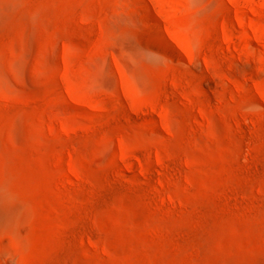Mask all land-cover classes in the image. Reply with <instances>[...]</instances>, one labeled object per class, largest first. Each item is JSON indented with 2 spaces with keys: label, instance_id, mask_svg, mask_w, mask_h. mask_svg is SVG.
Here are the masks:
<instances>
[{
  "label": "rangeland",
  "instance_id": "1",
  "mask_svg": "<svg viewBox=\"0 0 264 264\" xmlns=\"http://www.w3.org/2000/svg\"><path fill=\"white\" fill-rule=\"evenodd\" d=\"M0 264H264V0H0Z\"/></svg>",
  "mask_w": 264,
  "mask_h": 264
},
{
  "label": "bare ground",
  "instance_id": "2",
  "mask_svg": "<svg viewBox=\"0 0 264 264\" xmlns=\"http://www.w3.org/2000/svg\"><path fill=\"white\" fill-rule=\"evenodd\" d=\"M11 214H13V211L11 212ZM11 214H10V215H11ZM10 215H9V217H10ZM5 216H6V214H5ZM4 218H5V217H4ZM6 219H7V218H6Z\"/></svg>",
  "mask_w": 264,
  "mask_h": 264
}]
</instances>
